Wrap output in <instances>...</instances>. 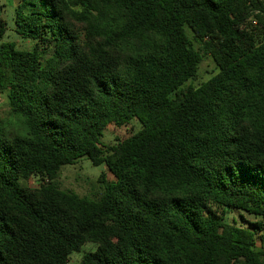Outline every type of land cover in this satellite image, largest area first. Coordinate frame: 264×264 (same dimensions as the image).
<instances>
[{
	"label": "trees",
	"instance_id": "16d2710c",
	"mask_svg": "<svg viewBox=\"0 0 264 264\" xmlns=\"http://www.w3.org/2000/svg\"><path fill=\"white\" fill-rule=\"evenodd\" d=\"M15 25L34 45L0 46L22 120L0 118V264H70L88 244L81 264H264L261 221H225L264 220V0H19ZM84 157L106 167L98 196L55 182Z\"/></svg>",
	"mask_w": 264,
	"mask_h": 264
},
{
	"label": "rangeland",
	"instance_id": "374dc122",
	"mask_svg": "<svg viewBox=\"0 0 264 264\" xmlns=\"http://www.w3.org/2000/svg\"><path fill=\"white\" fill-rule=\"evenodd\" d=\"M19 0H0V17L6 23L7 32L0 38V46L5 43H15L20 50H31L34 42L19 36L16 32L15 16L16 7ZM216 66L211 58L207 57L202 62L199 69L200 80L206 81L216 73ZM0 118L4 121L7 127L22 134V120L12 118L8 106V100L5 95L0 94ZM141 126L133 121L129 126L123 128L109 127L104 132L102 143L109 147L121 141L132 134L139 131ZM106 171L105 165L94 166L86 157L81 158L76 164L66 166L61 171L59 177L55 181L58 187L64 191H71L81 197H94L101 194V185L99 178ZM108 181H112L108 177ZM43 182L38 178H33L28 181L30 188H38ZM225 221L228 224L242 228L253 229V224L261 221L264 225V220L250 216L247 213L239 211L226 212ZM264 237V231L261 234ZM95 246L88 244L78 253H73L70 256V264H81L84 254L95 251ZM257 249L264 251V241L257 243Z\"/></svg>",
	"mask_w": 264,
	"mask_h": 264
}]
</instances>
